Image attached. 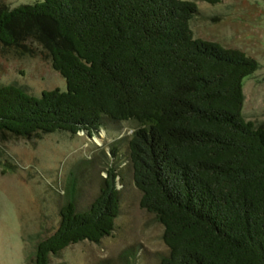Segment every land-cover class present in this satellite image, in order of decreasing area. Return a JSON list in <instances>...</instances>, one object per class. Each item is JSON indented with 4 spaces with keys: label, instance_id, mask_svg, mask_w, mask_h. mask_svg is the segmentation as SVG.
I'll return each mask as SVG.
<instances>
[{
    "label": "trees",
    "instance_id": "16d2710c",
    "mask_svg": "<svg viewBox=\"0 0 264 264\" xmlns=\"http://www.w3.org/2000/svg\"><path fill=\"white\" fill-rule=\"evenodd\" d=\"M199 14L183 0H39L15 9L0 0L2 52L45 57L66 81L65 91L40 96L0 86V141L136 124L127 167L141 207L164 227L161 264H264V128L244 116V82L259 62L196 39ZM106 174L82 212L79 181L69 177L59 229L35 264L111 236L124 179L118 167Z\"/></svg>",
    "mask_w": 264,
    "mask_h": 264
},
{
    "label": "rangeland",
    "instance_id": "374dc122",
    "mask_svg": "<svg viewBox=\"0 0 264 264\" xmlns=\"http://www.w3.org/2000/svg\"><path fill=\"white\" fill-rule=\"evenodd\" d=\"M11 9L39 0H3ZM193 2L199 9L191 23L196 39L236 49L259 62L258 71L244 82V116L264 128V0H224L211 5ZM18 85L34 96L66 90L65 79L45 57L4 54L0 48V86ZM92 136L86 132L42 134L0 141V264H35L38 248L60 226V213L71 175L79 181L80 212L97 199L106 169L118 167L124 182L121 214L111 236L100 243L70 245L50 264H161L169 256L164 227L141 207L142 193L129 173L128 142L133 123L108 125ZM119 157H112V150ZM10 167H6V165ZM130 253L129 255H127Z\"/></svg>",
    "mask_w": 264,
    "mask_h": 264
}]
</instances>
